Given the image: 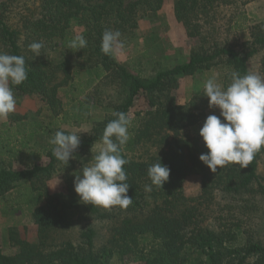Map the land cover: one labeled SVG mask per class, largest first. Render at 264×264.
I'll use <instances>...</instances> for the list:
<instances>
[{
    "label": "trees",
    "instance_id": "trees-1",
    "mask_svg": "<svg viewBox=\"0 0 264 264\" xmlns=\"http://www.w3.org/2000/svg\"><path fill=\"white\" fill-rule=\"evenodd\" d=\"M28 1L0 0V52L23 55L28 72V78L22 84L11 85L14 92L21 96H36L41 107L57 116L63 111L59 89L71 79L72 67H86L84 63L92 59H95L92 64L95 69L101 67L127 90L125 102L114 106L111 116L94 124L90 135L80 142L73 154L74 159L95 142L102 141L103 130L109 121L115 119L114 113L128 114L137 97L142 96L150 110L146 112L148 118L142 129L123 146L122 154L128 160L124 168L130 184L127 195L133 198L126 209L114 206L102 211L84 203L75 193L74 184H69L61 193L48 192L46 181L59 165H65L52 153L48 154L45 165L23 170L0 169V198L24 185L21 203H33L36 193H41L45 199L44 204L32 212L37 240L30 242L21 238L16 228H9L8 240L11 246L17 247V252L8 255L0 250V264H108L114 255L123 258L134 254L139 239L146 237L156 242L152 250L154 256L147 259L146 264H188L190 254L196 257L192 264H264V244L247 240L240 245L239 230L233 228L235 224L218 222L216 226L208 227L199 222L203 215L199 206L214 198L216 193L233 199L246 196V201L264 194V177L257 174L264 149L246 168L230 163L218 167L213 173L199 159L207 150L198 148L195 140L183 138L180 134L185 128L204 123L208 98L203 92L181 105L170 95L182 77L208 71L219 63L229 66L232 72L249 73L248 61L259 52L262 53L260 63L263 70L264 25L247 28L250 40L240 51L214 45L211 50L192 52L184 63L145 78L130 73L111 55L101 52L102 33L105 29L121 33L133 31L139 18L160 10L164 0H32L31 4ZM172 1L176 21L186 29L188 36L194 37L198 35L199 19L208 22L216 7L229 5L235 0ZM13 10H17L14 18L11 16ZM73 21L85 28L83 36L87 47L79 51L67 47V41L72 38L70 27ZM33 41L44 43L39 56L28 48ZM46 49L59 50L61 59L55 62L45 54ZM71 56L75 58L73 61L69 58ZM59 73L62 74L61 80H58ZM41 107L33 116L40 113ZM28 117V114H9L8 127L26 121L23 123H30L31 132H34L37 121H27ZM87 119V109L81 105L75 120L83 122ZM20 134L25 135L24 132ZM153 136L160 138L157 144L153 143L158 154L139 161L130 160L124 154V151H133V143L144 138L152 142ZM8 143L10 139L0 142V154L11 155ZM159 160L170 169L169 179L162 188L152 185L147 174L148 167ZM189 175L199 177L200 194L197 197H187L183 193V183ZM145 185L152 186L151 192L144 190ZM90 216L109 223V238L100 247L95 246L96 232L91 227L83 228L76 239L67 234L77 220Z\"/></svg>",
    "mask_w": 264,
    "mask_h": 264
},
{
    "label": "rangeland",
    "instance_id": "rangeland-1",
    "mask_svg": "<svg viewBox=\"0 0 264 264\" xmlns=\"http://www.w3.org/2000/svg\"><path fill=\"white\" fill-rule=\"evenodd\" d=\"M28 3H32L29 0ZM12 17L17 14L13 10ZM212 18L204 23L199 19L198 35L190 37L186 29L176 21L173 12V1L164 0L160 10L146 14L137 21V28L128 33H122L121 39L125 43L122 54L112 56L118 64L127 68L130 73L139 74L145 78H152L157 72L163 71L188 60L192 52L211 50L214 45L229 47L240 51L242 45L250 40L248 27L264 25V0H235L233 3L216 7ZM16 19H13L15 21ZM236 25V26H235ZM240 26V27H238ZM71 37L84 34L83 24L76 21L71 23ZM45 54L59 61V50L46 49ZM262 53L255 54L248 61L249 72L264 76L261 70L260 59ZM73 61L74 57H69ZM75 59V58H74ZM95 59L85 62L86 67H72L71 79L59 89L58 96L62 102V113L54 116L46 107H41L36 96H21L14 92L17 104L16 110L11 114H28L27 121H37L35 131L31 124L16 123L8 127V120H0V142L10 139L7 147L12 150L11 155L0 154V169L23 170L34 165H45L48 154L54 147L50 140L58 130L80 133L81 141L88 137L95 123L101 122L113 113V107L125 102L127 90L116 80L109 77V73L98 67L95 69ZM231 69L224 63H219L208 71H201L194 76H185L179 79L178 85L171 90L170 95L177 104H187L192 98L204 92V83L209 78H215L218 83L226 86L230 83ZM99 74V77H96ZM62 74H58L61 80ZM82 105L87 109L88 119L76 121V116ZM40 109V113L35 115ZM150 110L142 96L137 97L129 109L128 115L132 119L129 128L130 139L142 129V124ZM206 117L211 114L219 116L218 108H206ZM33 116V117H32ZM205 117V119H206ZM203 123L180 131L183 138L195 140V144L202 150H207L199 130ZM24 132L25 135L20 134ZM171 134V133H170ZM152 137V142L142 139L133 143V151H124L128 159L133 161L146 160L151 155L158 154L157 144L159 136ZM102 147V141L95 142L92 147L80 152L78 159L70 158L68 164L59 165L58 169L45 183V188L53 193L65 191L69 184H74L76 175H82V168L93 162V157ZM208 151V150H207ZM63 168V169H61ZM257 174L264 177V155L261 156ZM24 186V185H23ZM23 186L16 187L4 197L0 198V250L11 255L17 252V247L4 243L7 228H16L19 236L30 242L37 240V227L33 222L32 212L35 207L44 204L45 199L41 193H36L35 201L31 204L21 203V195L25 193ZM25 187V186H24ZM183 193L187 197H197L200 194V180L196 175H189L183 183ZM244 198L233 199L216 193L214 198L203 202L199 211L200 225L214 227L218 222L235 224L234 229L239 230L238 243L242 245L247 240H258L264 244V194L256 195L254 199L246 201ZM102 211L107 209L97 206ZM111 210V208L109 209ZM83 216V215H80ZM108 221L90 216L76 223L67 230L72 239L78 238L79 232L86 227H91L96 232L95 246H102L109 238ZM2 234V239H1ZM8 236V235H7ZM8 238V237H7ZM6 242V241H4ZM156 242L151 237L140 238L139 246L134 254L119 258L114 255L108 264H146L147 259L154 256L153 248ZM143 247V250H140ZM145 255V256H144ZM147 257V258H145ZM188 264L195 260V254H190ZM145 258V259H143ZM192 264V263H191Z\"/></svg>",
    "mask_w": 264,
    "mask_h": 264
},
{
    "label": "clouds",
    "instance_id": "clouds-1",
    "mask_svg": "<svg viewBox=\"0 0 264 264\" xmlns=\"http://www.w3.org/2000/svg\"><path fill=\"white\" fill-rule=\"evenodd\" d=\"M121 36L119 30L105 29L101 52L111 56L122 54L125 43ZM67 47L79 51L87 47V40L82 34H76L67 41ZM28 48L39 56L44 43L33 41ZM27 78L23 55L0 52V120H6L16 110L17 100L11 85L18 86ZM203 87L209 107L218 108L220 114L208 115L199 130L208 150L199 156L200 161L213 173L218 167L223 168L230 163L246 168L264 149V76L232 72L226 86L213 77L207 79ZM114 116L115 119L109 121L103 130L102 147L92 158L93 162L82 168V175L75 176L74 191L84 203L105 209L114 206L126 209L133 198L127 195L130 184L124 166L128 160L122 152L130 139L132 119L124 112H116ZM80 142V133L58 130L50 140L54 146L52 154L67 165ZM147 174L152 185L162 188L169 179L170 169L159 160L148 167ZM144 190L151 192L152 186L145 185Z\"/></svg>",
    "mask_w": 264,
    "mask_h": 264
},
{
    "label": "crops",
    "instance_id": "crops-1",
    "mask_svg": "<svg viewBox=\"0 0 264 264\" xmlns=\"http://www.w3.org/2000/svg\"><path fill=\"white\" fill-rule=\"evenodd\" d=\"M2 228H4L5 230H6V232L8 233V228H7V226H3ZM8 236L5 234V238H3L4 240H1L3 243H4V245H5V243H7L8 241V238H7ZM1 239H2V234H1ZM4 241H6V242H4ZM3 252V251H2ZM4 253V252H3ZM5 254H8V255H11L9 252L8 253H5Z\"/></svg>",
    "mask_w": 264,
    "mask_h": 264
}]
</instances>
